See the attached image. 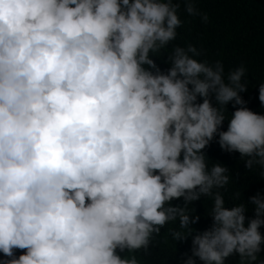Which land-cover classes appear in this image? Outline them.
I'll return each mask as SVG.
<instances>
[{
	"label": "clouds",
	"instance_id": "obj_1",
	"mask_svg": "<svg viewBox=\"0 0 264 264\" xmlns=\"http://www.w3.org/2000/svg\"><path fill=\"white\" fill-rule=\"evenodd\" d=\"M182 15L208 20L195 0H0V264H264V193L226 198L215 161L264 178V113ZM165 229L190 252L158 251Z\"/></svg>",
	"mask_w": 264,
	"mask_h": 264
},
{
	"label": "trees",
	"instance_id": "obj_2",
	"mask_svg": "<svg viewBox=\"0 0 264 264\" xmlns=\"http://www.w3.org/2000/svg\"><path fill=\"white\" fill-rule=\"evenodd\" d=\"M195 2L203 13H207L208 20L202 22L200 17L182 15L186 23L182 25V30L181 27L177 29L181 30V39L188 38L193 32L202 29L207 34L203 37V42L211 48L212 53L218 54L216 58L223 63L225 71L243 65L248 81L246 91L240 93L245 101L244 106L254 112L264 113V107H261L258 99L259 83L264 80V0H195ZM227 110L229 113L234 110L231 103L227 105ZM227 123L226 118L222 125L223 130H226ZM211 142L218 144L217 137ZM216 151L219 157L215 161H220L234 179V182L230 181L227 186L226 198L238 189L245 202L258 191L264 193V178L247 169L238 152H228L221 148ZM227 206H231V202ZM205 211L206 209L191 227L202 231L211 224V217L204 215ZM245 215L246 218L251 217L253 212L250 210ZM260 230L264 233V226ZM182 242H185V248L173 241L165 229L156 239L155 246L160 252L173 249L190 252L191 238ZM14 251L18 256L23 250ZM263 251L264 246L261 254ZM236 256L238 255L233 254L229 257Z\"/></svg>",
	"mask_w": 264,
	"mask_h": 264
}]
</instances>
